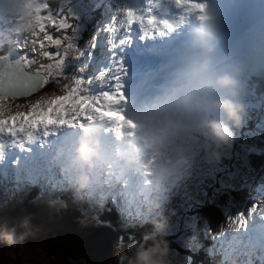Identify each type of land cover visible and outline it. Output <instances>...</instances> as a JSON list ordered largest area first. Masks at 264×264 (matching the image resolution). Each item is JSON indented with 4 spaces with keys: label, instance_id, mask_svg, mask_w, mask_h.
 Listing matches in <instances>:
<instances>
[{
    "label": "snow or ice",
    "instance_id": "1",
    "mask_svg": "<svg viewBox=\"0 0 264 264\" xmlns=\"http://www.w3.org/2000/svg\"><path fill=\"white\" fill-rule=\"evenodd\" d=\"M176 3L189 10L203 11L205 8V5L198 0H176ZM50 9V5L43 10L37 9V31L33 39V43L41 50L40 55L48 61L47 63L40 62L26 53L16 60L0 53V116L3 117L0 118V135H8L14 139L22 135L25 139L32 141L34 134L40 131H43L44 137H47L49 130L57 126L75 127L78 121L82 125V121L93 112L100 115L107 114L116 120L123 116L122 112L113 107L118 101L125 99L120 83L123 69L118 61L114 62V67L108 71L107 75L101 73L100 79L95 83L77 78L60 85L63 95L29 103L27 112L17 111L11 115H4L11 105L3 102L31 96L51 82L59 83V80L64 77L61 72L63 57L74 46V17ZM122 11L123 22L116 24L117 27L110 25L107 28L109 33H115L117 28L130 32L134 25H140L141 30L149 35H162L165 30L172 27L167 19L140 15L131 8H125ZM46 46L58 47L60 50H45ZM120 207L119 201H114L113 210L119 211ZM235 223L242 228L245 227V217L238 215Z\"/></svg>",
    "mask_w": 264,
    "mask_h": 264
},
{
    "label": "clouds",
    "instance_id": "2",
    "mask_svg": "<svg viewBox=\"0 0 264 264\" xmlns=\"http://www.w3.org/2000/svg\"><path fill=\"white\" fill-rule=\"evenodd\" d=\"M215 28L211 21L197 24L192 30V43L201 47L206 53L214 50L213 37ZM219 89L220 92H214ZM240 83L233 74L223 72L216 74L212 62L205 59L199 63L196 74V96L195 103L204 110L218 112L221 115L216 118L204 117L195 109L189 108L184 115L170 117L160 134L149 132L145 140L149 148L162 150L171 145L184 134L190 131V121L194 115H200L199 127L206 130L213 141V157L218 159L220 151L230 148L234 140V128H238L243 120L244 105L238 99ZM100 128H85L77 139L74 153V162L85 166L89 171L95 165L106 161L109 157L133 163L136 159V149L132 142H128L117 149L110 150L101 139ZM187 163L186 161H181ZM142 170L149 173L154 180H159L168 174L167 168L156 163L145 161ZM77 179V191L86 190L90 185V176L78 168L74 169ZM157 226H159L157 222ZM0 240L12 245L14 244V232H0ZM167 253V243L160 241L153 246L144 248L137 247L135 258L130 264H164L161 257Z\"/></svg>",
    "mask_w": 264,
    "mask_h": 264
},
{
    "label": "trees",
    "instance_id": "3",
    "mask_svg": "<svg viewBox=\"0 0 264 264\" xmlns=\"http://www.w3.org/2000/svg\"><path fill=\"white\" fill-rule=\"evenodd\" d=\"M74 14L77 16V20H75L73 23L75 24V37H74V44L77 46L82 38L85 35V26L82 25V21L80 20V13L81 11H76L73 9ZM69 34L72 35V33L69 31ZM56 35H60V33H56ZM81 38V39H80ZM48 61H44L43 63H47ZM35 67V65H34ZM257 74V75H256ZM254 75L255 81L258 82L264 77V73H256ZM55 77V73L53 74ZM63 82V78L59 80V83L57 82H51L48 85L52 86L54 88H49L47 92L53 93L57 91V86L61 85ZM211 196L215 200H221V196L217 191H211ZM202 205V204H201ZM203 207H200L198 209L199 216L203 218L212 228H215L222 224L224 222V216L223 212L221 210L220 204L216 201L212 202L210 197L209 199H206V202ZM11 227V226H6ZM171 230L172 232L170 234H167V236H160L158 239H148L150 236L148 234L147 230L138 231L137 238L139 240H142V245H148L152 242L158 243L161 240L167 243V250H175L177 246L180 247L179 254L181 253V248L184 254H193L190 250L189 245V235L192 232V228L190 227L189 222L183 217L177 218L175 221L171 223ZM15 237V243L12 244L11 249L9 250L10 253L0 255V264H83L79 261H77V257L72 256H64V257H58L52 256V252L57 251H48V253L41 251L39 248H35L32 245H28V243L24 242L22 243L20 241V238ZM196 242V239L194 238L191 240L190 243ZM155 243H152L150 246H153ZM68 244L73 245L77 244L76 242L70 241ZM149 246V247H150ZM28 248L29 250H26ZM60 249V246L58 247ZM75 247H68V248H62V255L65 253H70L71 250H74L75 252L78 251L75 250ZM137 252V251H136ZM136 252L133 256H136ZM182 254V253H181ZM207 255V254H206ZM132 257V254L128 256L126 260H123L122 264H129V261ZM46 259V262H45ZM50 259V260H49ZM51 262V263H50Z\"/></svg>",
    "mask_w": 264,
    "mask_h": 264
},
{
    "label": "bare ground",
    "instance_id": "4",
    "mask_svg": "<svg viewBox=\"0 0 264 264\" xmlns=\"http://www.w3.org/2000/svg\"><path fill=\"white\" fill-rule=\"evenodd\" d=\"M111 40L114 39V35L110 37ZM124 59H132L131 55L126 54ZM103 60V64L106 66L108 64L107 57L105 56ZM22 200H27L28 195L24 194ZM29 206V204H23L17 207L14 210L13 218H14V226L15 227H5V216H0V231L2 232H14V236H18L22 243L29 242V244L35 245L36 248H40L42 251L47 252L46 249H54L59 254L62 255V248L75 247L79 248L80 244H85V237H81L79 235H72V233H62L57 231L56 233L50 235L46 233L41 239H36L35 235L37 234V226L35 223H24L23 227H18V216L29 215H39L42 214L43 207L41 205ZM26 210V211H25ZM29 210V211H28ZM260 212L264 214V208L260 209ZM51 219L50 223L57 227L59 230L67 229L68 226L72 224V216H68L67 222H64L62 219L57 216L50 214ZM77 218L74 220L76 221ZM28 226H32L28 229ZM43 226H46L43 224ZM43 226L41 230H43ZM90 230L87 233V238L91 243V246H95V248L91 249V251H87L88 253H83L84 257H87L91 264H118L122 258L124 257V252L121 251V248L118 244L119 237L113 231H93V226H89ZM70 241L76 242L77 244L70 245L68 244ZM4 245L7 243L4 242ZM108 245V248L106 247ZM60 246V249L58 248ZM71 255V254H70ZM54 258L56 255L52 254ZM74 256V254H72ZM104 257V259H102Z\"/></svg>",
    "mask_w": 264,
    "mask_h": 264
},
{
    "label": "rangeland",
    "instance_id": "5",
    "mask_svg": "<svg viewBox=\"0 0 264 264\" xmlns=\"http://www.w3.org/2000/svg\"><path fill=\"white\" fill-rule=\"evenodd\" d=\"M113 35H109V38L110 37H112ZM111 40V39H110ZM106 55H104L103 56V59H104V57H105ZM257 75V74H256ZM21 176V175H20ZM229 183L231 184L232 182H231V180H229ZM30 195V197H31V193L29 194ZM190 201L191 202H193V199H190ZM23 204H29V202L27 201V200H22L21 202H18L17 203V205H16V207H15V205H13L12 207H15L16 209H17V207L18 206H20V205H23ZM29 206H34L33 204H29ZM190 206H193V204L192 205H190ZM200 207H203L200 203H195L194 204V209H196V210H198V209H200ZM26 211V210H25ZM3 213H2V210H1V208H0V215H2ZM76 221L77 222H81V220L80 219H76ZM65 222H67L66 220H65ZM36 226H37V234L35 235V237H36V239H41L46 233H48V234H50V235H52V234H54V233H56L57 231H59L58 229H57V227L56 226H54V225H46V226H43V220H38L36 223ZM6 226H11V227H15L14 225H6ZM5 226V227H6ZM19 226V225H18ZM43 226V230H41V227ZM89 226H92V225H89ZM88 226V227H89ZM29 227V229L32 227V226H28ZM69 228H70V226H68ZM0 232H2V231H0ZM89 232V231H88ZM87 232V233H88ZM86 233V234H87ZM92 233H94V231H92ZM75 235H79V236H81L82 238L83 237H85L86 239H84L85 240V244L83 245V243H79L80 244V246H79V248H78V251L77 252H75L74 250H71V252L70 253H65V254H63V255H61V254H57V253H55L54 252V254L56 255V256H60L61 258L62 257H64V256H70V258H72V254H74V256L75 257H77V261H79V262H81V263H83V264H91L90 263V261H89V259L87 258V257H84L83 256V253H88L87 251H91V249H93V248H95V246H91V243H90V241L88 240V238H87V235L85 236V234L82 232V233H77V234H75ZM16 237H18V236H16ZM26 243H28V245H29V242H26ZM30 245H32V244H30ZM29 245V246H30ZM33 247H35V245H32ZM106 247L108 248V245H106ZM149 246H146V247H144V248H148ZM151 247V246H150ZM36 248V247H35ZM11 249V245H9V244H7V245H4V241L3 240H0V255H4V254H7V253H10L9 252V250ZM26 249V248H25ZM179 249H180V247L179 246H177L176 247V249L175 250H167V253L165 254V255H163V256H161V257H158L159 259H162L163 261H164V264H184V258H183V256H182V254H179ZM26 250H29L28 248L26 249ZM52 251H55L54 249H51ZM137 251V250H136ZM193 251V250H192ZM194 253L196 252L195 250L193 251ZM71 254V255H70ZM127 256V255H126ZM125 256V254H124V257H126ZM135 257H132L131 259H130V261H132L133 259H134ZM102 259H104V257L102 258ZM45 261H46V259H45ZM130 261H129V264H130ZM215 261V260H214ZM193 263L194 264H196L197 263V259L196 258H194V261H193Z\"/></svg>",
    "mask_w": 264,
    "mask_h": 264
}]
</instances>
